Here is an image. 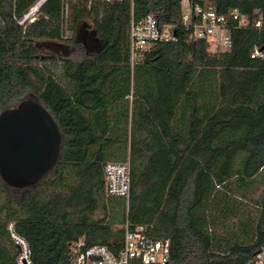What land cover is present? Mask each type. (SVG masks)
<instances>
[{"label":"trees","instance_id":"trees-1","mask_svg":"<svg viewBox=\"0 0 264 264\" xmlns=\"http://www.w3.org/2000/svg\"><path fill=\"white\" fill-rule=\"evenodd\" d=\"M39 1L0 0V112L42 100L61 127L62 157L22 198L0 178V264L19 254L11 223L33 264H71L75 241L110 245L125 224L170 239L169 264H254L264 247V187L253 196L264 171V0H206L249 19L231 28V51L212 54L179 27L176 41L134 66L132 22L154 15L181 26L183 0L73 6L72 23L91 21L98 42L92 52L81 47L80 60L46 50L81 46L63 35L66 0H47L21 23ZM58 62L62 79L48 65ZM128 162L129 197L109 196L106 165Z\"/></svg>","mask_w":264,"mask_h":264},{"label":"built area","instance_id":"built-area-1","mask_svg":"<svg viewBox=\"0 0 264 264\" xmlns=\"http://www.w3.org/2000/svg\"><path fill=\"white\" fill-rule=\"evenodd\" d=\"M249 19L238 9L229 14L218 13L206 0H187L183 5L181 26L161 24L154 15L139 22H132L129 39L131 61L134 66L156 45L178 39L177 28L186 31L191 43L205 41L212 54L229 52L233 48L230 34L232 27L243 28ZM261 26V22L257 23ZM257 55L261 52L256 51ZM106 192L111 197L128 198L131 193L132 171L128 163H108L105 167ZM123 238L112 240L110 245H89L85 238L71 244V264H169L172 257L170 239L155 238L147 228H131L129 224L118 226ZM12 239L19 247L16 264H33L32 252L28 241L16 232L15 224L8 227ZM264 264V247L253 261Z\"/></svg>","mask_w":264,"mask_h":264},{"label":"water","instance_id":"water-1","mask_svg":"<svg viewBox=\"0 0 264 264\" xmlns=\"http://www.w3.org/2000/svg\"><path fill=\"white\" fill-rule=\"evenodd\" d=\"M91 34L96 38L95 30ZM62 146L61 127L39 98H23L0 112V178L9 188L38 186L60 162Z\"/></svg>","mask_w":264,"mask_h":264},{"label":"rangeland","instance_id":"rangeland-1","mask_svg":"<svg viewBox=\"0 0 264 264\" xmlns=\"http://www.w3.org/2000/svg\"><path fill=\"white\" fill-rule=\"evenodd\" d=\"M84 1H88L89 4L91 5V1L94 0H66V8H65V12H64V20H63V35L66 38H71L73 37V35L77 32L78 35H76L77 37L80 34V29L81 26L83 24H78L75 23V25L72 23V19H73V12H72V7L76 6V5H83ZM102 1H112V0H102ZM187 0H183V4L186 5ZM43 6V5H42ZM37 7V5H35L28 14H26L22 19H21V23H25V22H32L34 19H36V17H38V13L41 9V6L37 8L36 11H33L35 8ZM33 11V12H32ZM88 25V28H92L93 24L91 21H86V23ZM88 36V35H87ZM48 45L46 46V50H48L49 52L55 53L57 56L59 57H65V58H69V59H73V60H80L82 58V54H83V50L81 47H83L81 44V46H76L74 44H66V45H59L57 43H47ZM93 50H91L92 52ZM48 65L52 68V70H54L55 74L59 77V79H62V72H63V64L62 62H58L57 64H52V63H48ZM264 187V171L261 172V174L257 177V182H256V191L253 192L254 193V197L257 199L259 198V194L261 189ZM25 190L24 189H18L16 191H14V195L17 198H22L24 195ZM251 204L249 205V207L251 208V210L253 212H256L255 209V203L254 202H250Z\"/></svg>","mask_w":264,"mask_h":264},{"label":"flooded vegetation","instance_id":"flooded-vegetation-1","mask_svg":"<svg viewBox=\"0 0 264 264\" xmlns=\"http://www.w3.org/2000/svg\"><path fill=\"white\" fill-rule=\"evenodd\" d=\"M92 28H88V30L80 29V34L77 37V32L71 37L77 44H81L88 51H94L95 48L98 47L97 39L91 34ZM88 35V36H87Z\"/></svg>","mask_w":264,"mask_h":264},{"label":"bare ground","instance_id":"bare-ground-1","mask_svg":"<svg viewBox=\"0 0 264 264\" xmlns=\"http://www.w3.org/2000/svg\"><path fill=\"white\" fill-rule=\"evenodd\" d=\"M45 2V0H41V2L37 5V7L33 10V11H36L38 7H40L43 3ZM32 11V12H33Z\"/></svg>","mask_w":264,"mask_h":264},{"label":"crops","instance_id":"crops-1","mask_svg":"<svg viewBox=\"0 0 264 264\" xmlns=\"http://www.w3.org/2000/svg\"><path fill=\"white\" fill-rule=\"evenodd\" d=\"M184 5V4H183Z\"/></svg>","mask_w":264,"mask_h":264}]
</instances>
